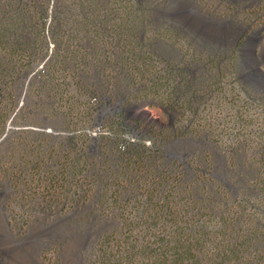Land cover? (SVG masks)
Instances as JSON below:
<instances>
[{"label": "trees", "instance_id": "1", "mask_svg": "<svg viewBox=\"0 0 264 264\" xmlns=\"http://www.w3.org/2000/svg\"><path fill=\"white\" fill-rule=\"evenodd\" d=\"M171 1L0 0V143L47 38L51 63L30 84L54 109L28 108L24 121L39 125L41 111L68 123L13 135L20 148L0 171L28 180L59 206L53 214L79 219V233H98L85 264H264V90L245 80L249 34L212 48L155 17ZM262 7L244 11L247 32ZM88 72L100 86L78 80ZM142 103L171 124L133 114ZM190 142L197 149H184Z\"/></svg>", "mask_w": 264, "mask_h": 264}, {"label": "rangeland", "instance_id": "2", "mask_svg": "<svg viewBox=\"0 0 264 264\" xmlns=\"http://www.w3.org/2000/svg\"><path fill=\"white\" fill-rule=\"evenodd\" d=\"M260 1L228 0L233 4L241 3L238 7L231 8L223 0H172L170 7L155 14V17L180 25L212 48H228L248 33L247 43L240 52L246 69L245 80L258 89L264 90V73L258 70V65L264 61V19L257 24L253 33L244 29V22L248 23L246 18L249 19L244 11L258 6ZM47 46V53L31 72L33 78L29 83L28 80L23 83L17 106L11 114L12 118L17 113L16 119L9 124V137L7 136L5 141L0 143V158L19 150L20 147L11 144L16 141L14 140L16 137L13 136L16 133L24 130L53 132L54 128L68 129V123L64 118L49 120L41 111L36 112L34 118L39 125L26 124L24 121L29 115L26 112L28 108L40 107L47 110L52 107L54 109L52 101L48 100L46 95L36 93L30 84L33 80L34 83L39 82L34 78L51 63L54 49L51 39L47 38ZM163 51L172 54L167 47H164ZM84 75L79 76L78 80L85 84L101 85L96 72H88ZM70 76L73 77V75ZM26 83L29 84L27 88ZM72 92L78 93L77 88L73 87ZM148 105L147 103L139 104L133 109V114L149 122L148 114L151 113L156 120L154 124L158 127L162 124H171L169 114L158 108L150 109ZM24 112L27 113L25 116ZM227 127L232 131L238 128L237 124L231 123ZM225 141L229 142L226 138ZM197 147L198 145L194 142L184 145V149L188 150L197 149ZM215 163L220 173L226 171L225 159L221 154L215 155ZM9 169L0 171V264H85L84 255L96 242L98 233H79L75 227L80 223L79 219L75 217L74 219L66 213V210L63 214H53V209L59 206L46 205L49 198L44 199L45 195L37 194L39 191H35L34 185L31 186L28 180L13 179V172L11 173ZM31 171L32 169L29 168L23 174V177L30 181L33 174ZM58 242L61 246L55 247V243Z\"/></svg>", "mask_w": 264, "mask_h": 264}, {"label": "water", "instance_id": "3", "mask_svg": "<svg viewBox=\"0 0 264 264\" xmlns=\"http://www.w3.org/2000/svg\"><path fill=\"white\" fill-rule=\"evenodd\" d=\"M258 68H259L258 70L261 72V67H260V65H258Z\"/></svg>", "mask_w": 264, "mask_h": 264}, {"label": "built area", "instance_id": "4", "mask_svg": "<svg viewBox=\"0 0 264 264\" xmlns=\"http://www.w3.org/2000/svg\"><path fill=\"white\" fill-rule=\"evenodd\" d=\"M49 132V131H48Z\"/></svg>", "mask_w": 264, "mask_h": 264}]
</instances>
